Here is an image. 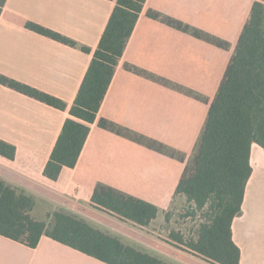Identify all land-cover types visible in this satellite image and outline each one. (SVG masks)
Segmentation results:
<instances>
[{"label":"crops","instance_id":"obj_1","mask_svg":"<svg viewBox=\"0 0 264 264\" xmlns=\"http://www.w3.org/2000/svg\"><path fill=\"white\" fill-rule=\"evenodd\" d=\"M254 1L146 0L97 119L89 125L75 167L63 168L58 179L51 181L43 176L44 166L107 25L114 0H6L0 13V75L66 105L62 111L0 85V141L15 147L13 159L0 156V180L31 197V218L47 221L54 211L62 209L118 238L117 234L130 238L121 232L125 224L140 229L148 227L100 210L91 202L97 185L144 200L157 209L158 202L165 200L146 196L144 191L151 187L148 184L139 187L140 182L135 179L138 174H151V171L140 172L139 157H143L142 165L146 167L142 169L149 170L153 155L135 144L137 156L132 157L124 145L133 142L110 129L100 128L98 121L127 126L151 121L152 125L160 122L163 127L169 121L166 127L172 128L180 113L176 118V108L165 111V88L149 82L147 75L155 68L165 75V80L180 78L199 85L201 94V83L207 87L219 80L213 88L215 97ZM169 18L180 21L189 30L168 25ZM28 22L60 34L75 46L27 29ZM191 29L204 33L208 39L193 37ZM217 41L224 46H219ZM82 48L89 49V53ZM201 75L206 76V81H202ZM199 104L200 101L196 102L192 111H186L190 103L184 102L182 121L192 124L182 138L183 144L192 132L190 129L200 125V120L195 124ZM249 163L251 175L241 213L232 222V240L240 249L239 264H264V150L257 144L251 145ZM188 257L189 263L183 264H211L191 253ZM0 264L105 263L46 236L32 249L0 236Z\"/></svg>","mask_w":264,"mask_h":264},{"label":"trees","instance_id":"obj_2","mask_svg":"<svg viewBox=\"0 0 264 264\" xmlns=\"http://www.w3.org/2000/svg\"><path fill=\"white\" fill-rule=\"evenodd\" d=\"M146 0H114V8L92 54L77 95L43 169L56 181L63 168H74ZM6 0H0V13ZM25 27L65 45L71 40L33 23ZM89 53V49L82 48ZM0 85L64 111L66 105L34 88L0 75ZM98 126L109 130L106 120ZM264 150V0H255L238 38L234 54L210 103L193 167L183 172L175 190L207 221L188 251L211 264H239L240 249L232 240V222L240 215L251 175L250 148ZM15 147L0 141V156L13 159ZM91 202L139 226L149 225L158 209L141 199L97 185ZM33 200L0 180V236L35 248L42 236L105 264H170L105 234L86 219L66 210L54 211L47 221L31 218Z\"/></svg>","mask_w":264,"mask_h":264},{"label":"rangeland","instance_id":"obj_3","mask_svg":"<svg viewBox=\"0 0 264 264\" xmlns=\"http://www.w3.org/2000/svg\"><path fill=\"white\" fill-rule=\"evenodd\" d=\"M166 22L178 30H189L187 26L176 19L169 18L166 19ZM189 32L193 37L208 39L207 35L196 29H191ZM217 44L224 46L220 41H217ZM139 74H144V72L139 71ZM147 75L149 82L165 88L163 91L165 111H169L171 107L176 108V118L180 113L178 121L172 128L166 127V123L169 121L165 122V127L160 122L152 125L151 121H142L137 125L134 123L129 126L109 123V127L116 135L123 136L124 139L133 142L132 145H124V149L132 157L137 156L135 144L153 155L149 170L142 169L146 167L142 165L143 157H139L140 172L151 171V174L140 176L138 174L135 179L140 182L139 187H145L147 184L151 187L144 191L146 196L163 197L165 200L158 202V214L148 227L140 229L131 224H125L126 226H122L123 231L121 232L130 238L121 234H117L119 236L117 238L123 244L137 248L164 262L170 264L189 263L187 258H189L190 252L185 243L196 238L199 225L206 222L207 219L205 211H196L183 195H176L175 187L184 170L189 171L193 167L200 142V133H202L205 124L207 108L214 98L213 88L219 80H214L207 87L201 83L203 91L201 94L199 85L192 84L190 81H180V78H176V81L165 80V75H162L158 68L151 69ZM205 78V75H201L202 81H206ZM198 101H200V110L199 113H196L195 124L200 120V125L199 127L195 125L190 129L192 132L183 144L182 138L192 124L188 120L182 121L184 102L187 105L190 103L189 107H185L186 111H192ZM177 109L180 110L177 112ZM190 114L191 112H189ZM165 119L167 118L165 117Z\"/></svg>","mask_w":264,"mask_h":264}]
</instances>
